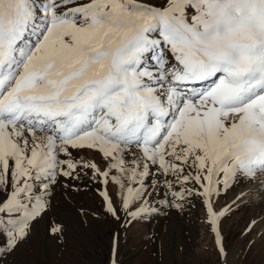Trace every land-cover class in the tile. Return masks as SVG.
<instances>
[{"label": "snow or ice", "instance_id": "6c2138e0", "mask_svg": "<svg viewBox=\"0 0 264 264\" xmlns=\"http://www.w3.org/2000/svg\"><path fill=\"white\" fill-rule=\"evenodd\" d=\"M76 182L100 186L106 264L196 200L229 264L246 194L216 205L264 190V0H0V264L33 236L65 251Z\"/></svg>", "mask_w": 264, "mask_h": 264}, {"label": "rangeland", "instance_id": "374dc122", "mask_svg": "<svg viewBox=\"0 0 264 264\" xmlns=\"http://www.w3.org/2000/svg\"><path fill=\"white\" fill-rule=\"evenodd\" d=\"M76 183L80 190L67 193V202L58 197L62 211L70 208L66 222L71 231L65 251L60 254L53 244L33 236L10 258V264H106L114 225L101 213L102 200L96 191L100 186ZM241 193L246 195L239 210L221 224L229 264H264V190L256 183L241 185L226 199L221 198L216 207L230 204ZM194 203L195 207L183 212L173 210L167 216L161 214L128 227L120 240V264H219L214 235L199 200ZM253 219L257 225L242 237L240 233ZM249 241L254 243L249 245Z\"/></svg>", "mask_w": 264, "mask_h": 264}]
</instances>
